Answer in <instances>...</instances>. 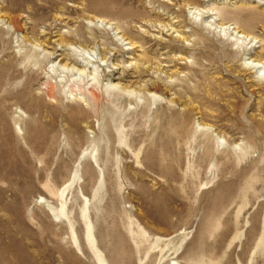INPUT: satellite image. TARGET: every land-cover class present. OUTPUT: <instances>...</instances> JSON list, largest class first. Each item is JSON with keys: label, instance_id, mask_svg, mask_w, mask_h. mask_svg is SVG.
Wrapping results in <instances>:
<instances>
[{"label": "rangeland", "instance_id": "obj_1", "mask_svg": "<svg viewBox=\"0 0 264 264\" xmlns=\"http://www.w3.org/2000/svg\"><path fill=\"white\" fill-rule=\"evenodd\" d=\"M0 67V264H264V0H0Z\"/></svg>", "mask_w": 264, "mask_h": 264}, {"label": "bare ground", "instance_id": "obj_2", "mask_svg": "<svg viewBox=\"0 0 264 264\" xmlns=\"http://www.w3.org/2000/svg\"><path fill=\"white\" fill-rule=\"evenodd\" d=\"M106 2H108L109 3V0H105ZM112 1V0H111ZM115 1V0H114ZM110 6V5H109ZM114 8H116V7H114ZM117 9H119V8H117ZM127 12V11H126ZM16 70L14 71V67L10 70L9 68L8 69H6L5 67H0V83H6V82H8L9 80H11V79H13V78H15V76H16ZM5 85V84H4ZM8 86V85H7ZM10 86V85H9ZM4 87V86H3ZM18 89H20V88H18ZM22 89V88H21ZM20 89V90H21ZM49 91H51V90H49ZM106 91L107 92H109V93H111V91L112 92H114L112 89H110V88H107L106 89ZM12 92H11V90L9 89V88H6V89H4V91H3V93H2V96L5 98L7 95H10ZM49 94V93H48ZM113 94V93H112ZM111 94V95H112ZM46 95V94H45ZM52 95V94H51ZM114 95V94H113ZM50 96V95H49ZM19 97V96H18ZM17 97V98H18ZM47 97V96H46ZM1 98V97H0ZM29 98L30 99H33V101H34V106L35 107H33V108H30V107H28V108H30L27 112H28V116H27V119L26 118H20L21 120H22V124H24L25 125V128H24V131H23V133H22V138L24 137L25 139H26V141H28L29 143H31V142H37V141H42V143H43V141H45V140H47V141H49V143L50 144H52V143H55L54 141V138H55V135H53V134H50L49 135V129H48V127L45 125L46 124V120H45V118H44V110L42 109V107H41V105L42 104H44L45 102H43V100L41 99V97L38 95V94H33V93H30V95H29ZM58 99V98H57ZM0 102H1V100H0ZM60 105H61V103H60ZM28 106V105H27ZM59 106V105H58ZM77 106H78V104H77ZM3 108V107H2ZM46 108H48V107H46ZM53 108V107H52ZM52 108H50V106H49V109H52ZM55 108V107H54ZM53 108V109H54ZM79 108V109H78ZM78 111L80 110V111H82V109L78 106ZM61 109V108H60ZM56 111V110H55ZM51 112V111H50ZM184 112V111H183ZM174 113V112H173ZM172 113V114H173ZM64 114V113H63ZM182 114V113H181ZM48 115V114H47ZM50 115H52L53 117H50L51 118V120H53V118H55V116H56V114H55V112H54V110L50 113ZM49 115V116H50ZM3 116V115H2ZM47 117V116H46ZM64 117V116H63ZM70 117V116H69ZM77 117V116H76ZM186 118V117H185ZM2 119V118H1ZM0 119V120H1ZM11 119H12V121H14L15 123H18V119L15 117V118H12L11 117ZM56 119V118H55ZM189 119V118H188ZM187 119V120H188ZM68 121H71L70 123H72V122H74L75 123V121H74V118L73 119H71V120H68ZM189 122V121H188ZM187 122V123H188ZM110 123V122H109ZM1 124V123H0ZM9 124V123H8ZM73 124V123H72ZM159 124H160V128H161V130H160V132L162 131V133L159 135V136H157L156 137V139H155V137L153 138V140H154V142L156 141L157 142V150H155V151H153V155L154 156H159V157H161V159L162 158H166V159H171V160H176V155H173V153H172V151H173V148H172V146H173V144H174V136H177L178 134H179V132H180V130H182V129H185V128H187V126H185L184 127V124H186L185 123V119L183 118V117H180L179 115H168L167 117H163L162 116V118H161V120L159 121ZM7 125V124H6ZM75 125V124H74ZM73 125V126H74ZM111 125V124H110ZM143 125V124H142ZM188 125V124H187ZM4 126L5 125H1L0 126V141H2L3 139H4V137H3V134L4 135H6V134H8L9 135V131H10V136H9V140L11 141V139H13V140H15V146L16 145H19L20 144V140L19 139H21L20 138V136L18 135L19 133L18 132H16L13 128H12V126H11V129L7 132L6 130H5V128H4ZM54 126V125H53ZM55 126H57V124L55 125ZM6 127V126H5ZM52 127V126H51ZM192 127V126H191ZM9 128V127H8ZM69 128H70V126H69ZM58 129H60L59 128V126H58ZM62 129V128H61ZM187 129H189V128H187ZM5 131H6V134H5ZM56 131H58V130H56ZM61 131V130H60ZM190 131V130H189ZM50 132H52L51 131V129H50ZM66 132H71V131H68V130H66ZM188 132V131H187ZM54 133H55V131H54ZM58 133V132H57ZM182 133H183V131H182ZM189 133V132H188ZM184 134V133H183ZM185 134H187L186 132H185ZM56 136H58V135H56ZM182 138H184V137H182ZM188 138V137H187ZM55 139H57V138H55ZM119 139H120V136H119ZM118 139V140H119ZM149 139H151V138H149ZM176 140H177V138H175ZM190 139V138H189ZM188 139V140H189ZM152 140V141H153ZM185 140V139H184ZM57 141V140H56ZM182 141V140H181ZM187 141V140H186ZM46 142V141H45ZM119 142H122V140H119ZM153 142V143H154ZM177 143V142H176ZM180 143V142H179ZM185 143V142H184ZM187 143H189V142H187ZM44 144V143H43ZM178 144V143H177ZM182 144V143H181ZM180 144V146L181 147H184V146H182ZM186 144V143H185ZM48 145V144H47ZM34 146V145H33ZM179 146V147H180ZM156 147V145H154V148ZM174 147V146H173ZM180 147V148H181ZM35 148V147H34ZM37 149H38V147H36ZM14 149V148H13ZM185 149V148H184ZM183 149V150H184ZM40 150H42V149H40ZM54 150V149H53ZM177 150V149H176ZM17 151V150H16ZM96 152V151H95ZM184 152V151H183ZM82 156L85 154V153H80ZM177 154V153H176ZM182 154V153H181ZM87 155V154H86ZM90 158L91 157H93L94 156V153L92 152L90 155H88ZM179 157V156H178ZM177 157V158H178ZM181 157V156H180ZM89 158V159H90ZM94 158H95V156H94ZM183 158V157H182ZM159 159V158H158ZM181 159V158H180ZM184 159V158H183ZM160 160V159H159ZM163 160V159H162ZM179 160V159H178ZM56 217V216H55ZM55 220V219H54ZM59 221V220H58ZM68 222H70V223H72L71 221H68ZM89 233H90V229L88 228V227H86V232H85V238H87L86 237V234H88L89 235ZM90 237V236H89ZM95 246V245H94ZM100 258H102V257H100L99 256V259ZM103 259V258H102ZM106 262V261H105Z\"/></svg>", "mask_w": 264, "mask_h": 264}, {"label": "water", "instance_id": "obj_3", "mask_svg": "<svg viewBox=\"0 0 264 264\" xmlns=\"http://www.w3.org/2000/svg\"><path fill=\"white\" fill-rule=\"evenodd\" d=\"M54 219H55L56 221L60 220V218H59V217H55Z\"/></svg>", "mask_w": 264, "mask_h": 264}]
</instances>
